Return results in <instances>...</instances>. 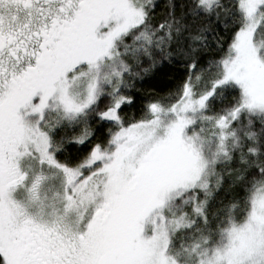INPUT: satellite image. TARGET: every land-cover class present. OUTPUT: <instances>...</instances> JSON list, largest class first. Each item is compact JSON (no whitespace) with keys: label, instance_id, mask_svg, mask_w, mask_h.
Returning a JSON list of instances; mask_svg holds the SVG:
<instances>
[{"label":"snow or ice","instance_id":"1","mask_svg":"<svg viewBox=\"0 0 264 264\" xmlns=\"http://www.w3.org/2000/svg\"><path fill=\"white\" fill-rule=\"evenodd\" d=\"M0 264H264V0H0Z\"/></svg>","mask_w":264,"mask_h":264}]
</instances>
